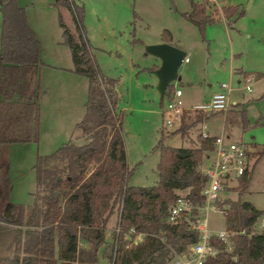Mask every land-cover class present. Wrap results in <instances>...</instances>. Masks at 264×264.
I'll return each mask as SVG.
<instances>
[{"label": "trees", "instance_id": "1", "mask_svg": "<svg viewBox=\"0 0 264 264\" xmlns=\"http://www.w3.org/2000/svg\"><path fill=\"white\" fill-rule=\"evenodd\" d=\"M188 1L191 9L182 17L201 34L221 21L208 0ZM52 6L67 9L75 24L76 35H72L59 14L62 43L71 52V71L87 79L84 116L74 126L75 142L69 140L54 152L37 156L33 203L16 205L15 216L7 215L12 187L9 149L14 144L39 142L42 62L25 8L17 0H0V264H171L174 254L187 252L199 240L185 221L172 225L166 219L179 196L189 198L196 207L205 203L202 189L207 178L198 165L210 157L215 137L203 138L198 129L211 114L183 111L171 134H178L187 147L165 146L168 135L161 131L154 148L160 154L157 182L147 187L129 185L132 171L127 168L116 114L117 80L102 76L90 54L84 37V7L77 0H54ZM244 14L240 6L221 9L229 28ZM171 40L165 30L162 41ZM249 76L244 73L246 79ZM174 89L173 84L167 87L161 104L172 97ZM247 126L242 105H230L224 134ZM251 148L248 169L234 186L225 188V192H236L238 199L218 198L216 202L223 210L224 230L232 233V250L227 252L223 241L212 237L210 244L218 252L204 264H264V228L256 230L264 211L240 200L264 155V150H255L256 145ZM114 214L119 231L107 240V225ZM130 229L144 237L126 247L124 236Z\"/></svg>", "mask_w": 264, "mask_h": 264}, {"label": "rangeland", "instance_id": "2", "mask_svg": "<svg viewBox=\"0 0 264 264\" xmlns=\"http://www.w3.org/2000/svg\"><path fill=\"white\" fill-rule=\"evenodd\" d=\"M81 1L85 12L84 37L90 54L102 76L117 80L116 114L121 124L127 168L132 171L129 185L147 187L157 182L160 154L154 148L161 131L168 135L164 140L165 146L187 147L178 134H171L177 123L166 125L167 118L163 112L168 100L161 104L153 73L159 61L146 53L147 46L161 43L165 30L186 53L187 61L178 70L180 81L173 83L183 93L180 98L183 106L187 108L203 102V97L209 92H217L222 83L229 84V103L242 105L248 120L245 129H232L230 139L243 141L250 147L256 145L255 150L259 152L264 150V0H208L221 21L207 26L203 34L182 17V13L190 10L188 0ZM52 2L17 0L25 8L28 24L40 46L44 115L47 114V97L51 91V95L58 98L53 103L59 112L74 113L81 104L83 117L87 79L71 72V52L62 43L59 14L74 35L75 24L71 14L63 8L55 9ZM236 5H240L245 14L233 28H229L224 24L221 9ZM236 71L248 73L249 82ZM246 85L251 91L246 90ZM224 121L225 114H213L198 132H202L205 126L211 137L220 136ZM69 140L76 141L73 127L56 131L44 126L40 128L37 144H14L10 147L8 170L12 187L7 215L15 216L16 205L26 207L33 203L32 193L36 188L33 167L37 156L50 154ZM218 197L237 200L238 194L221 192ZM240 200L264 211V155L257 162L249 186ZM207 219L211 232L225 229L223 215L211 211ZM263 223L264 216L257 221L256 230L260 231ZM116 227L117 214H114L107 225V240Z\"/></svg>", "mask_w": 264, "mask_h": 264}, {"label": "built area", "instance_id": "3", "mask_svg": "<svg viewBox=\"0 0 264 264\" xmlns=\"http://www.w3.org/2000/svg\"><path fill=\"white\" fill-rule=\"evenodd\" d=\"M187 59H184V62ZM246 82H249L248 78ZM246 90L251 91L249 85ZM231 87L229 84L222 83L219 90L203 102H198L190 107H184L180 97L182 92L175 89L172 97L168 99L167 106L163 115L167 118L166 125L171 126L178 123L179 117L183 111L202 113L210 115L215 113L226 114L229 109V94ZM202 137L208 138L210 135L206 132L205 126L202 127ZM252 148L243 141H233L223 133L215 137L214 149L210 157L206 160L207 165L199 164L198 171L207 178L202 189V196L205 203L201 207H196L192 201L179 196L170 208L166 223L178 225L185 221L190 229L199 234V240L189 247L188 251L182 254H174L171 264H204L207 257H214L218 250L210 244L212 237L223 241L225 250L231 252L232 246L230 236L232 233L226 230L217 233L211 232L208 226V213L213 211L223 215V210L216 207L218 194L225 192V188L236 183L237 179L244 175L249 167L248 153ZM264 228V223L262 229ZM116 232L119 231L116 227ZM144 234L130 229L125 233L124 239L126 247L132 246L142 241Z\"/></svg>", "mask_w": 264, "mask_h": 264}, {"label": "water", "instance_id": "4", "mask_svg": "<svg viewBox=\"0 0 264 264\" xmlns=\"http://www.w3.org/2000/svg\"><path fill=\"white\" fill-rule=\"evenodd\" d=\"M146 53L159 61L153 73L157 79V91L162 98L170 84L180 81L178 70L184 62L186 53L169 43L149 45L146 47Z\"/></svg>", "mask_w": 264, "mask_h": 264}, {"label": "crops", "instance_id": "5", "mask_svg": "<svg viewBox=\"0 0 264 264\" xmlns=\"http://www.w3.org/2000/svg\"><path fill=\"white\" fill-rule=\"evenodd\" d=\"M54 1V0H53ZM200 1H203V0H200ZM53 3V2H52ZM77 3L79 4V5H82L83 7H84V5H83V3H82V1L81 0H77ZM19 5V4H18ZM52 5V4H51ZM20 6V5H19ZM236 6H240V5H236ZM22 7V6H21ZM241 7V6H240ZM242 8V7H241ZM64 9V8H63ZM190 9H191V7H190ZM64 10H66L67 12H68V10L67 9H64ZM190 11V10H189ZM189 11H187V12H184V13H182V14H185V13H188ZM68 14L70 15V13L68 12ZM184 19V18H183ZM185 20V19H184ZM186 21V20H185ZM218 22H216L215 24H217ZM214 24V25H215ZM225 24V23H224ZM65 26L67 27V25L65 24ZM225 26H226V24H225ZM234 26V25H233ZM0 27H1V25H0ZM71 34L72 35H74L72 32H71ZM35 35V34H34ZM36 37V36H35ZM172 37V36H171ZM161 43H164L163 41H161ZM169 44H172V45H174V46H176V47H178L174 42H173V40H171L170 41V43ZM40 47V46H39ZM178 48H180V47H178ZM181 49V48H180ZM39 52H40V50H39ZM40 56V55H39ZM234 56V55H233ZM159 65V64H158ZM72 72V71H71ZM238 72V73H237ZM244 73L245 72H243V71H236V74H238L239 76H241L242 78L244 77ZM72 74L73 75H77V74H75V73H73L72 72ZM72 82H73V80H71ZM74 83H76V81L74 80ZM174 85V84H173ZM85 88V87H84ZM174 88L175 89H180V88H178V87H176V86H174ZM74 89H75V86H74ZM174 89V90H175ZM213 93H215V92H209V94H207V96H204L203 97V99H204V101H206V100H208L210 97H211V95L213 94ZM79 95V94H78ZM183 96V93H182V95H181V97ZM180 97V98H181ZM56 99H58L57 97L55 98L53 95H51V91H50V94L48 95V97H47V106H46V110H47V114L46 115H44V108H43V103H44V101H43V98H42V92H41V97H40V108H41V116H40V128L41 127H44V126H48L50 129H54V130H56V131H62V130H64L65 131V129H69L70 127H73V129H74V126L78 123V122H80L81 120H82V108H81V104H78V110L77 111H75L74 113H70V114H68V113H61V112H59L55 107L56 106H54V101L56 102ZM206 99V100H205ZM58 101V100H57ZM80 103V102H79ZM231 105V104H230ZM232 105H234V104H232ZM56 109V110H55ZM67 114V115H66ZM215 114H217V113H215ZM211 115H213V114H211ZM84 116V115H83ZM206 128V127H205ZM207 132V131H206ZM208 133V132H207ZM209 134V133H208ZM223 134H224V130H223ZM225 135V134H224ZM226 137H228V138H230L229 136H227V135H225ZM204 164L205 165H207L208 164V162L207 161H205L204 162Z\"/></svg>", "mask_w": 264, "mask_h": 264}]
</instances>
